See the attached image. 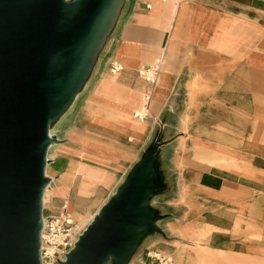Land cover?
<instances>
[{"label": "crops", "instance_id": "1", "mask_svg": "<svg viewBox=\"0 0 264 264\" xmlns=\"http://www.w3.org/2000/svg\"><path fill=\"white\" fill-rule=\"evenodd\" d=\"M159 59L152 86L139 73ZM70 114L67 144L49 149L52 213L67 204L81 220L82 187L121 177L106 206L162 132L156 184L187 201L154 250L174 264H264V0H124Z\"/></svg>", "mask_w": 264, "mask_h": 264}, {"label": "water", "instance_id": "2", "mask_svg": "<svg viewBox=\"0 0 264 264\" xmlns=\"http://www.w3.org/2000/svg\"><path fill=\"white\" fill-rule=\"evenodd\" d=\"M123 1L0 0V264H42L47 155L58 142L49 131L85 86ZM162 139L62 264H127L140 229L159 231L145 205L161 190L154 163Z\"/></svg>", "mask_w": 264, "mask_h": 264}, {"label": "rangeland", "instance_id": "3", "mask_svg": "<svg viewBox=\"0 0 264 264\" xmlns=\"http://www.w3.org/2000/svg\"><path fill=\"white\" fill-rule=\"evenodd\" d=\"M73 1L74 0H66L67 3H72ZM81 106H82V102L79 101V103H77L75 108L79 109ZM137 120L140 122L139 119ZM70 126H74V118L72 114H70L68 117H65V118L64 116L61 115L59 119L57 120V122L54 123L52 134H53V137L56 140H58V142L56 143V146H54L53 149L51 150V158L55 157L54 155L55 151L63 147L64 144H67L68 141L66 140L65 136L68 133ZM76 129H77V132L80 131L79 126H77ZM76 136L78 139L79 133ZM73 150L75 151V153H73L74 151L68 150L70 152L66 153L65 157L71 161L76 162V164L75 163L74 164L78 166L80 162L82 161L80 156H78V154L81 155V152H79L80 149L78 148H75ZM60 155H63L62 152L60 153ZM59 166H62V165L59 164L58 167ZM61 169L62 167L59 168V170ZM56 171H58V169H56ZM47 172L49 176L51 175V178H54L55 181H57L56 178L53 176L54 169L52 167L51 169H47ZM80 180H82L81 175H78L77 179H73L71 184L75 181L76 184L78 185L81 182H83ZM121 181L122 179L121 177H119L116 181H111V183H109L108 185H105L104 187L99 186L98 188L94 187L93 189L89 186L82 187L83 189L80 192L81 193L80 195L82 196L84 195L85 199H83L82 204L79 205L80 210H81V213L79 214L83 218L79 221L76 219L75 221L77 234L82 235L85 232L86 228L92 222L93 217L96 216L101 211V209L105 206V204L109 201V199L115 194ZM54 186L55 185H52L47 193V200H46L47 207L46 208L48 209V211L45 212L47 215L57 214V213H52L51 211V189ZM172 186H173L172 190L167 195H163V193H160L159 190H156L155 199H153L150 204V210L153 216L157 217V219L159 218V220H155L153 222L158 227L159 231L154 230L152 226L144 227L140 229V232L142 234L141 241L136 247L133 255L129 258L127 264H149L150 263V259L148 257L149 254H152V255L160 254L159 252L154 250L155 247H152V246L154 244H157L159 247L166 246L165 245L166 240L162 237V233L159 234V232L163 231L162 229L166 230L167 225L174 224L177 216L181 217L182 205H185L187 201L186 195L185 194L181 195V192L177 191L175 184H172ZM63 205L64 204H62L61 207H63ZM61 209L59 210V212L61 211ZM164 256L169 257V255H164ZM212 262L214 263H206V264H230V263L216 262V260ZM112 263L116 264L112 260L108 261L106 264H112ZM173 264H174V261H173ZM200 264H204V263L200 262ZM250 264H258V263H250Z\"/></svg>", "mask_w": 264, "mask_h": 264}, {"label": "built area", "instance_id": "4", "mask_svg": "<svg viewBox=\"0 0 264 264\" xmlns=\"http://www.w3.org/2000/svg\"><path fill=\"white\" fill-rule=\"evenodd\" d=\"M163 62L161 59L148 68L140 71V76L151 84L157 86L159 84L162 73ZM121 70L119 66H113L112 72L117 73ZM149 98L147 99V101ZM140 121L145 120L147 116L141 117L135 114ZM162 127V124H160ZM48 211L44 207L43 213V229L41 233L40 256L42 264H62L66 262V258L70 251L78 242L80 234L76 233V223L73 216L68 212L66 204L63 205L60 212L55 215H47ZM149 264H173V260L167 256L160 254H149Z\"/></svg>", "mask_w": 264, "mask_h": 264}, {"label": "bare ground", "instance_id": "5", "mask_svg": "<svg viewBox=\"0 0 264 264\" xmlns=\"http://www.w3.org/2000/svg\"><path fill=\"white\" fill-rule=\"evenodd\" d=\"M94 72V71H93ZM139 114V116H141V117H144V116H147L148 115V112H147V109H144L142 112H140V113H138ZM64 116V115H63ZM144 121V120H143ZM60 122V121H59ZM57 125V124H56ZM53 129V128H52ZM49 137L50 138H54L53 137V134H52V130L50 129V131H49ZM161 147V146H160ZM49 152H48V155H47V159H49ZM140 163V162H139ZM48 165L49 164H47V167H48ZM45 177L46 178H49L50 179V183H49V185L46 187V189H45V191H44V196H43V205H44V207H46V205H45V200H46V196H47V192H48V190L51 188V186L53 185V183H54V180L52 179V178H50L48 175H47V169H46V172H45ZM125 183V182H124ZM150 196H152L151 195V193L149 192V197ZM151 202L152 201H147V203H146V205H145V207L146 208H150V204H151ZM66 208H67V210H68V205L66 204ZM99 214V213H98ZM97 214V215H98ZM96 215V216H97ZM96 216H94L93 217V219H92V222L95 220V218H96ZM74 219V218H73ZM75 220V219H74ZM92 222L89 224V226L92 224ZM88 226V227H89ZM88 227L86 228V230L88 229ZM78 228V227H77ZM85 230V231H86ZM140 248V247H139ZM112 259H110L109 261H111ZM113 261V260H112Z\"/></svg>", "mask_w": 264, "mask_h": 264}]
</instances>
